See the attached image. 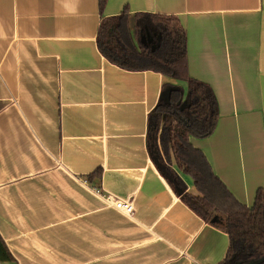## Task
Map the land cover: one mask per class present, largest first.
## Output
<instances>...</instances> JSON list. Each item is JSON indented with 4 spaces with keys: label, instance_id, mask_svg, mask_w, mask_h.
<instances>
[{
    "label": "crops",
    "instance_id": "obj_1",
    "mask_svg": "<svg viewBox=\"0 0 264 264\" xmlns=\"http://www.w3.org/2000/svg\"><path fill=\"white\" fill-rule=\"evenodd\" d=\"M126 9L180 19L189 75L218 102L214 133L193 147L240 203L264 185V0H0V233L16 259L0 264L226 258V230L177 195L148 150L163 85L188 82L98 48L101 21Z\"/></svg>",
    "mask_w": 264,
    "mask_h": 264
},
{
    "label": "trees",
    "instance_id": "obj_2",
    "mask_svg": "<svg viewBox=\"0 0 264 264\" xmlns=\"http://www.w3.org/2000/svg\"><path fill=\"white\" fill-rule=\"evenodd\" d=\"M106 2L101 0V5ZM98 31V48L112 64L132 71L155 70L188 82L187 92L180 85H163L160 101L149 114L151 158L189 207L230 236L226 258L219 264H264V185L253 206L240 203L191 143V136L206 138L214 133L218 102L208 83L189 75L187 29L180 19L151 12L132 14L126 9L104 18ZM187 176L197 193L188 191ZM0 260H16L1 233Z\"/></svg>",
    "mask_w": 264,
    "mask_h": 264
},
{
    "label": "built area",
    "instance_id": "obj_3",
    "mask_svg": "<svg viewBox=\"0 0 264 264\" xmlns=\"http://www.w3.org/2000/svg\"><path fill=\"white\" fill-rule=\"evenodd\" d=\"M114 203L116 204V208L118 210L120 211L122 210L128 215H132L133 212L135 211L134 204H132V202L130 201H125L120 199L119 201H115Z\"/></svg>",
    "mask_w": 264,
    "mask_h": 264
},
{
    "label": "rangeland",
    "instance_id": "obj_4",
    "mask_svg": "<svg viewBox=\"0 0 264 264\" xmlns=\"http://www.w3.org/2000/svg\"><path fill=\"white\" fill-rule=\"evenodd\" d=\"M197 192V190H195V192H192V193H196Z\"/></svg>",
    "mask_w": 264,
    "mask_h": 264
}]
</instances>
